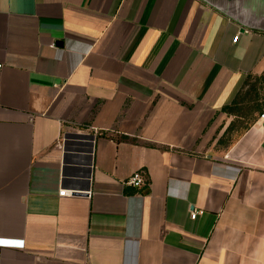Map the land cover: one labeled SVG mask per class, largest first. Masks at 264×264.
Instances as JSON below:
<instances>
[{"label":"crops","instance_id":"1","mask_svg":"<svg viewBox=\"0 0 264 264\" xmlns=\"http://www.w3.org/2000/svg\"><path fill=\"white\" fill-rule=\"evenodd\" d=\"M0 65V240L24 242L0 264H264V110L223 142L264 30L203 0H0Z\"/></svg>","mask_w":264,"mask_h":264},{"label":"water","instance_id":"2","mask_svg":"<svg viewBox=\"0 0 264 264\" xmlns=\"http://www.w3.org/2000/svg\"><path fill=\"white\" fill-rule=\"evenodd\" d=\"M211 6L223 11L245 27L264 30V20L258 18L245 5V0H203ZM244 31V30H243Z\"/></svg>","mask_w":264,"mask_h":264},{"label":"rangeland","instance_id":"3","mask_svg":"<svg viewBox=\"0 0 264 264\" xmlns=\"http://www.w3.org/2000/svg\"><path fill=\"white\" fill-rule=\"evenodd\" d=\"M253 89H257V92L259 96L261 97L259 104L262 107V111H263L264 110V84L257 77H254L251 80H249V84L246 86V88L242 92V99H246L245 103L242 106L243 108H245L244 110H246V108L252 107L254 105L253 103L249 102V100H253L255 98ZM253 115L254 113H252L251 116ZM246 127H248V120L235 119L232 132L223 138V142L228 143L230 139H232L237 133H239L238 131L241 128H246Z\"/></svg>","mask_w":264,"mask_h":264},{"label":"built area","instance_id":"4","mask_svg":"<svg viewBox=\"0 0 264 264\" xmlns=\"http://www.w3.org/2000/svg\"><path fill=\"white\" fill-rule=\"evenodd\" d=\"M238 37L234 39L237 42ZM2 69V65H0V70ZM259 120L264 121V114L259 117ZM127 185L132 186L134 188H143L144 186L148 185L145 182L143 175L140 172H136L133 174L126 182ZM85 192L76 190V189H63L59 192L60 197H74L76 195L84 194ZM85 195H89L86 193ZM197 213L194 212L191 215V219L195 220L197 217ZM0 248H11V249H24V242L23 241H16V240H0Z\"/></svg>","mask_w":264,"mask_h":264},{"label":"trees","instance_id":"5","mask_svg":"<svg viewBox=\"0 0 264 264\" xmlns=\"http://www.w3.org/2000/svg\"><path fill=\"white\" fill-rule=\"evenodd\" d=\"M251 78H249L250 80ZM260 81L264 84V75L261 76ZM248 80V82H249ZM248 82L246 83V86L248 84ZM253 92L255 94V98L253 100H249V102L253 103L254 105L252 107L246 108V110H244L245 108H243V104L245 103L246 99H242L241 94L238 95V97L232 102L231 105L226 106L223 110L224 112L228 113V114H232L237 116L238 118L242 119V120H252L254 118H249L250 114L253 113H261L262 112V107L259 104L260 101V96L257 92V89H253ZM245 129V128H243ZM231 131V127L229 128L228 132Z\"/></svg>","mask_w":264,"mask_h":264}]
</instances>
